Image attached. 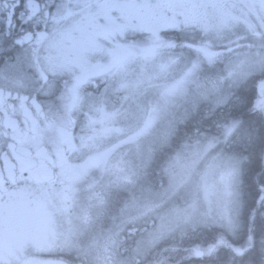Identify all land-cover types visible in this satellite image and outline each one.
I'll use <instances>...</instances> for the list:
<instances>
[{"label": "snow or ice", "instance_id": "6c2138e0", "mask_svg": "<svg viewBox=\"0 0 264 264\" xmlns=\"http://www.w3.org/2000/svg\"><path fill=\"white\" fill-rule=\"evenodd\" d=\"M0 264H264V0H0Z\"/></svg>", "mask_w": 264, "mask_h": 264}]
</instances>
